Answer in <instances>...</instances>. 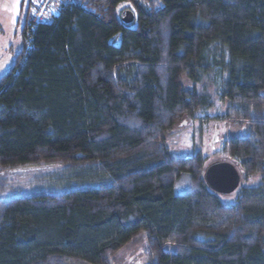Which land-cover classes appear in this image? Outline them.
I'll list each match as a JSON object with an SVG mask.
<instances>
[{"label":"trees","instance_id":"trees-1","mask_svg":"<svg viewBox=\"0 0 264 264\" xmlns=\"http://www.w3.org/2000/svg\"><path fill=\"white\" fill-rule=\"evenodd\" d=\"M22 35L0 77V264H106L139 236L151 264H264V0H80ZM185 119L244 127L233 204L202 154L169 151Z\"/></svg>","mask_w":264,"mask_h":264},{"label":"rangeland","instance_id":"rangeland-1","mask_svg":"<svg viewBox=\"0 0 264 264\" xmlns=\"http://www.w3.org/2000/svg\"><path fill=\"white\" fill-rule=\"evenodd\" d=\"M80 0H64L62 4L77 3ZM60 5V6H61ZM28 15V0H0V77L4 75L11 65L14 63L16 56L21 51L22 46L27 42L25 36L22 35V30L26 24ZM227 111V105L214 99V109L208 112L207 116L215 117L224 114ZM204 119V115H201ZM200 121V119H199ZM199 121L185 119L181 124L173 128L167 137V146L169 151L179 157H189L196 153H200L205 158V165L223 160L224 143L213 145V149L208 146H203L205 143H210L215 131L219 133V139L223 137L237 136L244 133L243 128L230 123H215L213 121H205L202 125ZM183 123V124H182ZM205 149V153L203 150ZM59 167V166H58ZM53 168V167H51ZM59 169V168H55ZM54 171V170H53ZM20 178L19 180H25ZM255 179H248L251 183ZM190 187L189 180L183 176L177 182L176 193H182ZM238 197V189L232 194L220 197L226 204H233ZM167 246H164V248ZM147 251V253H146ZM148 250L144 243V238L139 236L131 243L120 249L111 257L107 258L106 264H151Z\"/></svg>","mask_w":264,"mask_h":264},{"label":"water","instance_id":"water-1","mask_svg":"<svg viewBox=\"0 0 264 264\" xmlns=\"http://www.w3.org/2000/svg\"><path fill=\"white\" fill-rule=\"evenodd\" d=\"M122 21L129 24L133 20V16L129 12H124ZM219 133L215 131L210 146L219 143L221 139L218 138ZM242 172L229 161L218 160L207 164L204 170V181L208 188L221 196L232 194L240 185V176Z\"/></svg>","mask_w":264,"mask_h":264},{"label":"built area","instance_id":"built-area-1","mask_svg":"<svg viewBox=\"0 0 264 264\" xmlns=\"http://www.w3.org/2000/svg\"><path fill=\"white\" fill-rule=\"evenodd\" d=\"M64 0H28L27 27L49 22ZM264 95V91L262 93Z\"/></svg>","mask_w":264,"mask_h":264},{"label":"flooded vegetation","instance_id":"flooded-vegetation-1","mask_svg":"<svg viewBox=\"0 0 264 264\" xmlns=\"http://www.w3.org/2000/svg\"><path fill=\"white\" fill-rule=\"evenodd\" d=\"M227 138H228V136L225 138L223 137L218 144L224 143L227 140ZM202 140H203V142H202L203 146H205V147L208 146V147H211L213 149L214 146H210L209 143H205L204 139H202ZM203 153H205V149L203 150Z\"/></svg>","mask_w":264,"mask_h":264},{"label":"clouds","instance_id":"clouds-1","mask_svg":"<svg viewBox=\"0 0 264 264\" xmlns=\"http://www.w3.org/2000/svg\"><path fill=\"white\" fill-rule=\"evenodd\" d=\"M56 15V14H55Z\"/></svg>","mask_w":264,"mask_h":264}]
</instances>
